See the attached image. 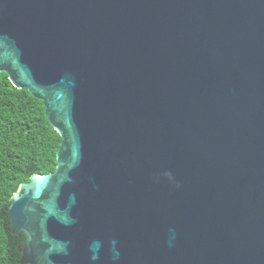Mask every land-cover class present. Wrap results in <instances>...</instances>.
<instances>
[{
  "label": "water",
  "instance_id": "1",
  "mask_svg": "<svg viewBox=\"0 0 264 264\" xmlns=\"http://www.w3.org/2000/svg\"><path fill=\"white\" fill-rule=\"evenodd\" d=\"M3 73L62 140L22 264H264V0H0Z\"/></svg>",
  "mask_w": 264,
  "mask_h": 264
},
{
  "label": "trees",
  "instance_id": "2",
  "mask_svg": "<svg viewBox=\"0 0 264 264\" xmlns=\"http://www.w3.org/2000/svg\"><path fill=\"white\" fill-rule=\"evenodd\" d=\"M61 141L43 102L0 74V264H22L25 237L12 233L11 199L33 175L56 170Z\"/></svg>",
  "mask_w": 264,
  "mask_h": 264
}]
</instances>
